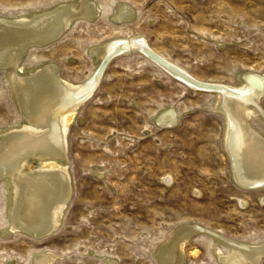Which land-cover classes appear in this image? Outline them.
<instances>
[{
  "label": "rangeland",
  "instance_id": "obj_1",
  "mask_svg": "<svg viewBox=\"0 0 264 264\" xmlns=\"http://www.w3.org/2000/svg\"><path fill=\"white\" fill-rule=\"evenodd\" d=\"M68 1L0 0V14ZM93 1L102 8L98 19L79 20L57 41L31 48L24 68L53 62L79 82L96 71L92 46L139 34L161 59L203 82L239 85L242 73L264 72V0ZM123 3L136 14L129 23L110 18ZM216 100L143 54L117 56L70 123L72 194L59 228L42 239L21 230L3 235L12 196L8 181L0 182V264H33L37 251L56 254L53 264H163L157 249L182 225L264 244V189H244L233 177L227 120L213 109ZM169 107L182 117L165 128L156 117ZM23 120L0 69V131ZM252 123L264 134L262 120ZM183 250L184 264H220L212 236L202 231Z\"/></svg>",
  "mask_w": 264,
  "mask_h": 264
},
{
  "label": "bare ground",
  "instance_id": "obj_2",
  "mask_svg": "<svg viewBox=\"0 0 264 264\" xmlns=\"http://www.w3.org/2000/svg\"><path fill=\"white\" fill-rule=\"evenodd\" d=\"M101 14L102 8L93 0L60 2L15 17L0 14V69L8 74L24 118L20 126L0 131V182L8 181L12 196L10 222L3 231L7 237L21 230L42 239L59 228L72 194L70 123L95 95L104 68L121 54H143L194 88L196 83L213 87L206 90L216 94L213 109L227 120L225 148L233 177L244 189H264V134L252 123L254 118L264 122V72L242 73L239 85L203 82L161 59L151 51L147 38L139 34L92 46L89 51L96 71L79 82L65 78L53 62L24 68L23 60L31 48L53 43L77 21L93 22ZM135 17L134 9L126 3L119 4L110 16L117 23H129ZM174 108L163 109L156 122L165 128L175 127L182 114ZM199 231L212 236L220 264L261 263L264 244L242 242L197 225L179 226L168 245H159L156 256L163 264H184L183 245ZM56 257L51 251H37L33 264H53ZM108 264L117 261L110 259Z\"/></svg>",
  "mask_w": 264,
  "mask_h": 264
},
{
  "label": "water",
  "instance_id": "obj_3",
  "mask_svg": "<svg viewBox=\"0 0 264 264\" xmlns=\"http://www.w3.org/2000/svg\"><path fill=\"white\" fill-rule=\"evenodd\" d=\"M197 84V86L196 87H199V88H201V89H212V90H214V88L213 87H210V86H205V85H203V84H200V83H196ZM179 122H177L176 124H178ZM158 125H161V124H159V123H157Z\"/></svg>",
  "mask_w": 264,
  "mask_h": 264
}]
</instances>
